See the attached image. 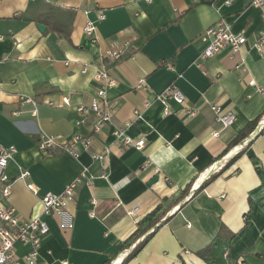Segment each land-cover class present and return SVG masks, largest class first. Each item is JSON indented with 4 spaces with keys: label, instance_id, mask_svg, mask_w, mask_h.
I'll use <instances>...</instances> for the list:
<instances>
[{
    "label": "crops",
    "instance_id": "obj_1",
    "mask_svg": "<svg viewBox=\"0 0 264 264\" xmlns=\"http://www.w3.org/2000/svg\"><path fill=\"white\" fill-rule=\"evenodd\" d=\"M221 19L247 43L234 57L225 49L200 60L201 34ZM88 21L97 27L92 37ZM263 34V9L253 0H0V144L17 149L7 169L12 194L2 202L23 220L49 225L37 264H264V94L257 89L264 59L253 47ZM126 42L127 56L107 61L115 112L96 134L95 116L78 108L90 106L99 87L93 66ZM171 84L198 108L195 118L164 114L156 95ZM213 105L237 117L217 138ZM114 130L145 147L126 146ZM46 137L71 142L78 157L43 152ZM220 160L202 187V174ZM24 171L29 176L20 178ZM78 179L76 202L43 215L41 198ZM160 204L169 220L129 258L146 237L133 239L139 223ZM16 248L23 255L30 247Z\"/></svg>",
    "mask_w": 264,
    "mask_h": 264
},
{
    "label": "built area",
    "instance_id": "obj_2",
    "mask_svg": "<svg viewBox=\"0 0 264 264\" xmlns=\"http://www.w3.org/2000/svg\"><path fill=\"white\" fill-rule=\"evenodd\" d=\"M213 6H216L217 0H204ZM253 5L263 9L264 16V0H253ZM105 16L100 15V20H104ZM96 25L92 21H88L84 31L87 36L92 37ZM200 40L206 44L205 49L199 56L200 60L212 58L225 49H229L231 57L238 55L241 48L247 43V38L242 34H236L232 30V26L224 19H221L216 24L207 28L200 36ZM264 59V34L256 40L253 46ZM129 43H124L109 50L93 67L95 68L94 80L98 84V89L90 106H81L78 111L81 115L87 116L93 114L95 122L93 125L94 133H99L105 126H107L114 115V103L108 97V90L115 87L117 82L109 73V65L107 61L117 62L125 58L130 49ZM89 66L84 65L82 73L88 72ZM255 85V81L250 82ZM145 79L139 80L136 89L142 91L147 89ZM258 91L264 94V86H257ZM157 100L164 105L165 115L185 116L187 120L195 118L198 115V108L188 106V99L186 95L175 85L167 86L163 91L157 93ZM22 101L36 106V101L33 98H21ZM174 101L182 108L179 111H174L168 105V102ZM69 103V100H66ZM148 106V104H147ZM213 112L215 113V122L220 126L221 130H214L213 137L217 138L222 130L231 127L236 121V115L233 112H224L218 105H213ZM36 114V110L34 111ZM137 117H140L139 112H135ZM113 136L116 139H123L126 146L135 147L137 150H142L146 141L140 139L133 141L131 138L125 136L123 131L114 130ZM75 141H80V137H76ZM85 147L92 145L93 140L87 138L82 141ZM247 143V142H245ZM71 142L62 141L59 137H46L40 142V149L45 153H52L54 151H66L78 157V154L71 147ZM17 149L14 146H4L0 144V264H37L40 258V249L42 247L43 239L50 232L47 222L40 217H33L28 220H23L16 213L12 207L6 206L2 201L11 196L13 190V180L7 174L9 164L13 161ZM103 156H99L102 158ZM225 164V160H220L219 164L212 166L205 174H202L201 180L204 181L211 173L219 172ZM29 172L24 171L20 178H26ZM81 179H78L68 185L62 192L53 193L48 192L41 198L42 214L46 216L64 214L68 208L76 202V190L80 184ZM29 188L35 191L33 185ZM190 226V224H188ZM29 246V250L19 255L17 253V245Z\"/></svg>",
    "mask_w": 264,
    "mask_h": 264
},
{
    "label": "trees",
    "instance_id": "obj_3",
    "mask_svg": "<svg viewBox=\"0 0 264 264\" xmlns=\"http://www.w3.org/2000/svg\"><path fill=\"white\" fill-rule=\"evenodd\" d=\"M256 122H252L249 125L248 130L251 131L255 128ZM242 136V135H241ZM241 136L239 135L235 140L230 144L231 146L237 145L239 143ZM212 180V176L209 178ZM209 179L206 180L202 187L209 182ZM167 211L164 209L162 204L158 205L153 211H151L138 225V229L135 232L133 239L139 240L140 238L145 237L141 242H139L133 252L130 254V257H133L136 253H138L147 241L156 233V231L169 220V217L166 216ZM166 216V219L164 218ZM163 218L165 220H163Z\"/></svg>",
    "mask_w": 264,
    "mask_h": 264
},
{
    "label": "water",
    "instance_id": "obj_4",
    "mask_svg": "<svg viewBox=\"0 0 264 264\" xmlns=\"http://www.w3.org/2000/svg\"><path fill=\"white\" fill-rule=\"evenodd\" d=\"M38 27H39L41 30L45 29V26L42 25V24H39ZM214 174H215V173H211V174H209L208 177L205 178L203 182H205L206 180H208V179H209L211 176H213ZM157 179H158V178L155 177V178L153 179V181H157Z\"/></svg>",
    "mask_w": 264,
    "mask_h": 264
},
{
    "label": "bare ground",
    "instance_id": "obj_5",
    "mask_svg": "<svg viewBox=\"0 0 264 264\" xmlns=\"http://www.w3.org/2000/svg\"><path fill=\"white\" fill-rule=\"evenodd\" d=\"M200 182H202V181H200Z\"/></svg>",
    "mask_w": 264,
    "mask_h": 264
}]
</instances>
